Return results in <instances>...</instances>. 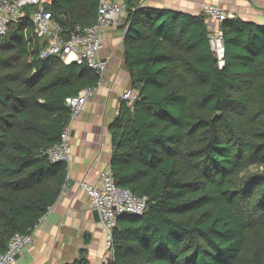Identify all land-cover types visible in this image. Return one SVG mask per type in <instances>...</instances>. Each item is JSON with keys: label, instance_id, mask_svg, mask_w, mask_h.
<instances>
[{"label": "trees", "instance_id": "16d2710c", "mask_svg": "<svg viewBox=\"0 0 264 264\" xmlns=\"http://www.w3.org/2000/svg\"><path fill=\"white\" fill-rule=\"evenodd\" d=\"M124 2L122 66L137 100L108 129L109 168L147 201L142 216L118 218L102 264H264V172L241 177L264 170V25L221 22L217 58L203 14ZM97 6L49 9L88 27ZM45 45L28 13L0 37V254L56 203L66 164L45 152L69 122L65 99L98 80L86 65L41 58ZM68 264L88 262L81 251Z\"/></svg>", "mask_w": 264, "mask_h": 264}, {"label": "crops", "instance_id": "0c3cea01", "mask_svg": "<svg viewBox=\"0 0 264 264\" xmlns=\"http://www.w3.org/2000/svg\"><path fill=\"white\" fill-rule=\"evenodd\" d=\"M146 5L189 15L203 14L206 6L215 5L243 21L264 25V0H164ZM61 21L68 20L63 16ZM122 40L123 33L116 28L104 34L99 56L106 68L92 99L71 124L73 135H69L65 183L47 218L34 231L33 244L14 264H68L78 259L81 251L88 264H102L106 251L104 231L100 220L93 219L88 198L79 183L94 184L101 172L109 168L108 129L119 114L121 95L131 89L128 73L122 66Z\"/></svg>", "mask_w": 264, "mask_h": 264}, {"label": "built area", "instance_id": "2783aa9c", "mask_svg": "<svg viewBox=\"0 0 264 264\" xmlns=\"http://www.w3.org/2000/svg\"><path fill=\"white\" fill-rule=\"evenodd\" d=\"M152 1L142 0V4ZM178 1V0H171ZM52 0H0V37L5 36L8 25L20 20L26 13L37 30V35L45 43L40 57L55 56L64 65H86L98 77L92 88L81 90L76 96L65 99V107L69 110V122L63 128L59 140L45 152L52 164L66 163L70 156L69 135L71 124L81 114L86 104L92 99L96 86L102 81L106 64L100 59L99 53L103 49V39L106 31L120 27L127 14L124 0H98L97 13L94 23L88 27H65L58 23L50 11ZM207 23V30L212 44V51L217 58L222 57V41L215 26L225 20L236 18L234 13L220 9L215 5H208L203 10ZM121 100L127 108H132L137 100V93L129 89L121 95ZM80 189L88 198L90 209L98 213L104 231L106 249L110 248L112 233L117 226V220L124 214L142 216L145 211L146 197L132 194L129 190L115 184L110 168L104 169L97 182L89 184L79 183ZM51 208L39 219L37 225L28 234H14L3 253L0 254V264H14L15 257L34 241V231L43 222Z\"/></svg>", "mask_w": 264, "mask_h": 264}, {"label": "rangeland", "instance_id": "374dc122", "mask_svg": "<svg viewBox=\"0 0 264 264\" xmlns=\"http://www.w3.org/2000/svg\"><path fill=\"white\" fill-rule=\"evenodd\" d=\"M118 29V28H117ZM121 33H123V31H121ZM264 172V170H263V168H257V167H254V166H252V167H249L248 168V171L246 172V174L245 173H243L242 175H241V177L242 178H245V177H247V174H259V173H263ZM245 176V177H244ZM251 232H252V235H251V237H250V241L251 242H253L256 238L257 239H259V237H260V233H259V230H258V228H254L253 227V230H251ZM253 245V244H252ZM106 247V246H105ZM250 249H253V247L251 246L250 247Z\"/></svg>", "mask_w": 264, "mask_h": 264}, {"label": "water", "instance_id": "95a60500", "mask_svg": "<svg viewBox=\"0 0 264 264\" xmlns=\"http://www.w3.org/2000/svg\"><path fill=\"white\" fill-rule=\"evenodd\" d=\"M70 135H73L72 132L70 133ZM92 216H93V219H94L96 222L99 221L98 213H97L95 210L92 211ZM15 258L17 259V258H18V255H17Z\"/></svg>", "mask_w": 264, "mask_h": 264}]
</instances>
